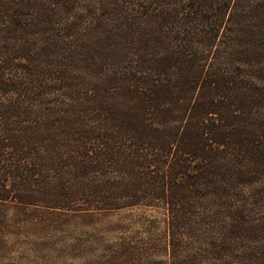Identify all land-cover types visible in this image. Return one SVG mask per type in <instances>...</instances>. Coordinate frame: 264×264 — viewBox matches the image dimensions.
<instances>
[{"label":"trees","instance_id":"16d2710c","mask_svg":"<svg viewBox=\"0 0 264 264\" xmlns=\"http://www.w3.org/2000/svg\"><path fill=\"white\" fill-rule=\"evenodd\" d=\"M32 208L264 264V0H0V213Z\"/></svg>","mask_w":264,"mask_h":264},{"label":"rangeland","instance_id":"374dc122","mask_svg":"<svg viewBox=\"0 0 264 264\" xmlns=\"http://www.w3.org/2000/svg\"><path fill=\"white\" fill-rule=\"evenodd\" d=\"M164 221L144 209L90 217L9 209L0 213V264H207L168 258Z\"/></svg>","mask_w":264,"mask_h":264}]
</instances>
